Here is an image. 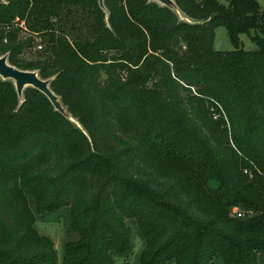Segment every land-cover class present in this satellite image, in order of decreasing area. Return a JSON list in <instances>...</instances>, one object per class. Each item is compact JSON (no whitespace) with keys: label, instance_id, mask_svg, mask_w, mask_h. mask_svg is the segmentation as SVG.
<instances>
[{"label":"trees","instance_id":"16d2710c","mask_svg":"<svg viewBox=\"0 0 264 264\" xmlns=\"http://www.w3.org/2000/svg\"><path fill=\"white\" fill-rule=\"evenodd\" d=\"M174 1L183 17L155 0L0 2V56L51 79L79 123L0 76V264H58L36 224L65 206L78 238L62 264L129 257L130 222L139 264H260L264 12ZM220 26L234 50L214 48Z\"/></svg>","mask_w":264,"mask_h":264},{"label":"rangeland","instance_id":"374dc122","mask_svg":"<svg viewBox=\"0 0 264 264\" xmlns=\"http://www.w3.org/2000/svg\"><path fill=\"white\" fill-rule=\"evenodd\" d=\"M261 6L262 11L264 12V0H257ZM223 5H228L229 0H219ZM24 37H27V33H22ZM255 35L254 31H251L250 34L244 33L241 35V47L245 50H254L258 45L253 41L252 36ZM38 46L31 49L25 50L22 55L23 58L28 60L36 58L37 54L40 51V38L36 39ZM214 48L218 51H231L235 49V45L232 42L228 30L224 26H220L216 29V35L214 40ZM36 227L47 236H49L55 243V247L58 251L59 262L62 264L64 245L67 241L78 238V233L74 232L72 229V217L71 209L68 206L61 208L60 210L38 214ZM133 227V242L135 244L134 251L130 254L129 257H117V264H139V255L144 247V241L140 237L138 230L135 228V225L130 222ZM260 264H264V253L259 254Z\"/></svg>","mask_w":264,"mask_h":264},{"label":"water","instance_id":"95a60500","mask_svg":"<svg viewBox=\"0 0 264 264\" xmlns=\"http://www.w3.org/2000/svg\"><path fill=\"white\" fill-rule=\"evenodd\" d=\"M163 5L169 6L170 8L176 10L182 17L179 7L174 0H155ZM3 2V0H0ZM100 4L104 6V0H99ZM0 76L3 79L13 80L16 86V90L19 96H23V92L26 87L32 86L43 92L51 101L56 110L64 114L73 122L79 123L74 119L67 111L66 107L63 105L61 98L51 89V79H43L40 77L36 70H23L13 64L8 60L7 55L0 56Z\"/></svg>","mask_w":264,"mask_h":264},{"label":"built area","instance_id":"2783aa9c","mask_svg":"<svg viewBox=\"0 0 264 264\" xmlns=\"http://www.w3.org/2000/svg\"><path fill=\"white\" fill-rule=\"evenodd\" d=\"M39 47H40V48H42V46H39ZM238 215H239V216H241V215H242V213H239Z\"/></svg>","mask_w":264,"mask_h":264}]
</instances>
